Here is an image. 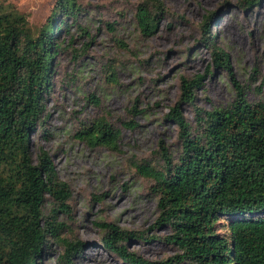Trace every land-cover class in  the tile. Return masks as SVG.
<instances>
[{"label": "rangeland", "instance_id": "rangeland-1", "mask_svg": "<svg viewBox=\"0 0 264 264\" xmlns=\"http://www.w3.org/2000/svg\"><path fill=\"white\" fill-rule=\"evenodd\" d=\"M141 1L75 0L76 16L66 18L68 26L59 32L61 46L51 65L44 122L29 140L32 156L40 148L48 151L59 178L71 190L70 212L57 218L64 226L62 237L83 243L82 252L70 256V264H127L102 246L100 222L142 233L144 239L125 244L143 258L163 260L178 253L163 239L170 228L156 226L151 181L136 173L134 163L162 165L159 140L173 163L177 160L179 130L166 115L179 99L182 76L205 74L194 105L181 104L191 128L195 106L211 110L233 101L227 73L213 65L212 43L228 54L246 99L264 101V0L249 9L239 5L241 0H162L166 15L147 36L135 20ZM0 3L26 15L24 30L33 39L47 24L55 0ZM110 69L116 83L107 76ZM132 105L142 112L128 113ZM100 117L120 130L116 150L91 147L77 136ZM130 120L137 123L134 128L124 126ZM49 207L47 201L45 209ZM62 255L63 247L50 239L39 264H66Z\"/></svg>", "mask_w": 264, "mask_h": 264}, {"label": "trees", "instance_id": "trees-1", "mask_svg": "<svg viewBox=\"0 0 264 264\" xmlns=\"http://www.w3.org/2000/svg\"><path fill=\"white\" fill-rule=\"evenodd\" d=\"M260 1L241 0L239 5L249 9ZM75 10V0H55L47 24L30 39L24 30L26 15L0 3V264H39L50 239L63 247L66 264L82 252L81 241L61 236L64 226L57 220L59 213L70 212V187L59 178L48 151L40 148L34 158L29 146L44 122L51 65L61 46L59 32L68 26L66 18L76 16ZM166 12L162 0H142L135 13L140 32L152 33ZM211 49L213 65L227 73L233 86V101L211 110L195 106L191 128L181 104L194 105L205 74L182 76L179 99L166 115L179 130L177 160L173 163L159 140L162 165L134 163L136 173L151 181L156 226L170 228L163 239L178 253L163 260L143 258L125 244L144 239L142 233L98 223L104 231L102 246L124 263L264 264V101H248L228 54L214 43ZM107 76L116 83L114 69ZM141 112L135 105L128 109L131 115ZM123 124L134 128L137 123ZM77 136L91 147L116 150L120 130L100 117ZM47 201L50 207L45 209Z\"/></svg>", "mask_w": 264, "mask_h": 264}, {"label": "bare ground", "instance_id": "bare-ground-1", "mask_svg": "<svg viewBox=\"0 0 264 264\" xmlns=\"http://www.w3.org/2000/svg\"><path fill=\"white\" fill-rule=\"evenodd\" d=\"M96 258V257H95Z\"/></svg>", "mask_w": 264, "mask_h": 264}]
</instances>
